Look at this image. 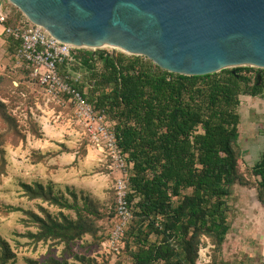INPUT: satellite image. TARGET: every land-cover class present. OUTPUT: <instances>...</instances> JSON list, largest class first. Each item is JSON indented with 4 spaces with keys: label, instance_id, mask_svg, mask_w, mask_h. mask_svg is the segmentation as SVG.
Wrapping results in <instances>:
<instances>
[{
    "label": "trees",
    "instance_id": "1",
    "mask_svg": "<svg viewBox=\"0 0 264 264\" xmlns=\"http://www.w3.org/2000/svg\"><path fill=\"white\" fill-rule=\"evenodd\" d=\"M9 37L16 55L20 43ZM74 57L62 70L74 64L87 70L89 83L77 86L94 109L106 115L131 166L133 218L124 236L133 258L130 264H197L203 237L220 251L230 230L228 198L234 185L246 183L240 170L241 96L264 94V70L251 76L244 73L251 68L240 66L183 75L142 55L79 49ZM26 67L32 76V68ZM251 173L264 204V155ZM23 186L31 198L76 212V218L62 220L29 212L40 228L31 234L37 241L63 242L70 248L101 231L97 209L90 202L81 206L75 191L70 192L74 202H69L55 195L53 185ZM1 243L8 260L9 245ZM49 262L68 264L55 258ZM29 264L40 263L30 259Z\"/></svg>",
    "mask_w": 264,
    "mask_h": 264
},
{
    "label": "rangeland",
    "instance_id": "2",
    "mask_svg": "<svg viewBox=\"0 0 264 264\" xmlns=\"http://www.w3.org/2000/svg\"><path fill=\"white\" fill-rule=\"evenodd\" d=\"M0 4L9 15V23L23 17L10 0H0ZM2 30L0 26V264H29L30 259L51 264L50 258L68 264L132 263L128 239L119 251L106 242L118 206L117 181L122 174L112 152L93 139L69 102L47 95L26 63L17 58L12 39ZM104 50L113 53L112 49ZM118 53L125 52L116 50ZM243 67L251 68L244 72L251 76L264 70ZM62 73L80 75V82L90 81L87 70L75 64ZM239 113L240 170L246 183L234 185L228 198L230 230L220 251L208 237L202 238L197 260L201 264H264V204L258 198V179L251 173L264 155V94L242 95ZM130 170V165L123 170L128 177ZM36 183L53 185L55 195L69 202H74L71 191L77 193L81 206L90 202L101 216V231L87 234L70 248L63 242L37 241L31 234L40 228L29 212L44 218L49 214L58 220L76 218V212L31 198L23 185ZM1 240L11 250L8 260Z\"/></svg>",
    "mask_w": 264,
    "mask_h": 264
},
{
    "label": "water",
    "instance_id": "3",
    "mask_svg": "<svg viewBox=\"0 0 264 264\" xmlns=\"http://www.w3.org/2000/svg\"><path fill=\"white\" fill-rule=\"evenodd\" d=\"M10 1L58 39L95 53L146 56L183 75L264 69V0Z\"/></svg>",
    "mask_w": 264,
    "mask_h": 264
},
{
    "label": "built area",
    "instance_id": "4",
    "mask_svg": "<svg viewBox=\"0 0 264 264\" xmlns=\"http://www.w3.org/2000/svg\"><path fill=\"white\" fill-rule=\"evenodd\" d=\"M8 20L9 15L0 4V26L3 33L12 36L20 43L17 58L32 68V76L38 80L49 97L58 101H67L73 106L76 116L86 125L93 139L109 148L122 171L117 181L116 216L106 241L109 247L119 251L133 218L129 200L128 172L123 171L128 167L126 155L118 145L115 131L106 115L96 111L78 88L80 75L62 73L63 65L73 62L77 51L84 49L58 39L42 25L32 22L25 14L14 24H9Z\"/></svg>",
    "mask_w": 264,
    "mask_h": 264
},
{
    "label": "flooded vegetation",
    "instance_id": "5",
    "mask_svg": "<svg viewBox=\"0 0 264 264\" xmlns=\"http://www.w3.org/2000/svg\"><path fill=\"white\" fill-rule=\"evenodd\" d=\"M261 81H259V83H260Z\"/></svg>",
    "mask_w": 264,
    "mask_h": 264
}]
</instances>
